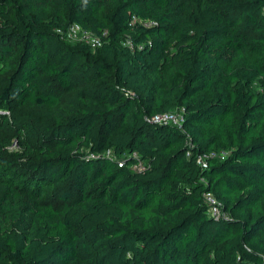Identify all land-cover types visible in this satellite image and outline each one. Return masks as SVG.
<instances>
[{
	"label": "trees",
	"instance_id": "obj_1",
	"mask_svg": "<svg viewBox=\"0 0 264 264\" xmlns=\"http://www.w3.org/2000/svg\"><path fill=\"white\" fill-rule=\"evenodd\" d=\"M0 264H264V0H0Z\"/></svg>",
	"mask_w": 264,
	"mask_h": 264
},
{
	"label": "built area",
	"instance_id": "obj_2",
	"mask_svg": "<svg viewBox=\"0 0 264 264\" xmlns=\"http://www.w3.org/2000/svg\"><path fill=\"white\" fill-rule=\"evenodd\" d=\"M68 41H78L82 43H86L94 47L100 46V41L98 38L93 37L87 31L81 29L78 25H73L69 28L68 32L65 35ZM129 44V43H128ZM151 121L155 124H162V125H171L181 129V125L183 123V117L180 113H163L154 116ZM110 151L106 152V156H110ZM137 159V158H136ZM197 164L202 168H206V163L203 161L202 157L197 158ZM121 166V164H119ZM133 169L137 172H143L146 167L141 161H137L133 165ZM204 199L206 204L209 207V215L215 219H229V215H227L222 210V204L211 194L205 193Z\"/></svg>",
	"mask_w": 264,
	"mask_h": 264
}]
</instances>
